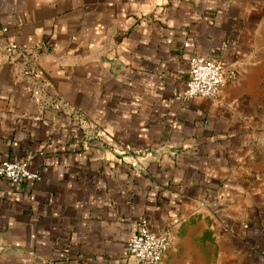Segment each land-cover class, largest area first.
Returning <instances> with one entry per match:
<instances>
[{
  "label": "crops",
  "instance_id": "0c3cea01",
  "mask_svg": "<svg viewBox=\"0 0 264 264\" xmlns=\"http://www.w3.org/2000/svg\"><path fill=\"white\" fill-rule=\"evenodd\" d=\"M0 25L36 71L0 52V163L41 174L0 178V264H145L139 217L162 264H264V0H0ZM192 54L236 70L216 99H175Z\"/></svg>",
  "mask_w": 264,
  "mask_h": 264
},
{
  "label": "built area",
  "instance_id": "2783aa9c",
  "mask_svg": "<svg viewBox=\"0 0 264 264\" xmlns=\"http://www.w3.org/2000/svg\"><path fill=\"white\" fill-rule=\"evenodd\" d=\"M6 32L7 27L0 25V52L10 62L19 56L23 57L26 65L23 74H35L33 57L14 42L3 41L2 38ZM189 45L191 43H184V46ZM235 76L236 70L228 68L222 61L192 54L189 57V77L182 94L177 95L175 99L187 100L195 97L216 99L221 89ZM82 128L86 129L87 126L83 124ZM119 153L139 156L149 154L150 151L125 144L119 150ZM0 178L7 179L12 183L21 181L37 182L41 179V174L37 169L30 168L24 160H5L0 163ZM169 245L170 236L168 232H154L150 228L148 220L145 217H139L136 232L127 241L124 254L145 264H162L164 254Z\"/></svg>",
  "mask_w": 264,
  "mask_h": 264
},
{
  "label": "water",
  "instance_id": "95a60500",
  "mask_svg": "<svg viewBox=\"0 0 264 264\" xmlns=\"http://www.w3.org/2000/svg\"><path fill=\"white\" fill-rule=\"evenodd\" d=\"M153 154L157 155V154H160L161 151L159 149L155 150V151H152Z\"/></svg>",
  "mask_w": 264,
  "mask_h": 264
}]
</instances>
